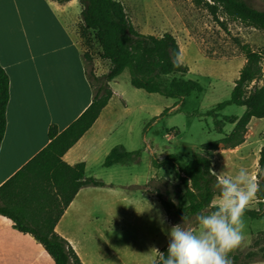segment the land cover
<instances>
[{
    "label": "rangeland",
    "instance_id": "1",
    "mask_svg": "<svg viewBox=\"0 0 264 264\" xmlns=\"http://www.w3.org/2000/svg\"><path fill=\"white\" fill-rule=\"evenodd\" d=\"M117 1L124 5L140 33H170L176 38L180 61L189 68L186 78L197 81L201 92L184 100L148 94L131 85L130 72L125 70L118 79L122 97L115 99L116 124L104 134L100 153L91 150L83 161L85 177L103 186L86 187L68 210L61 230L74 242L86 264H154L160 250L168 246V233L173 227L157 193L174 198L175 193L185 192L176 170L170 165L158 168L154 161L174 155L182 160L180 168H184L205 144L231 133L233 125H225L220 133L215 121L226 116L241 117L244 107L228 105L218 118L208 113L230 100L245 63L236 40L264 49V32L231 21L223 28L193 0ZM245 1L264 10L263 0ZM106 67L101 61L99 69ZM166 110L169 112L162 115ZM117 146L138 156L125 164L105 167L107 155ZM263 147L264 119L252 120L243 145L213 154L212 171L234 176L244 168L256 182ZM259 209L256 199L246 207L249 211ZM243 220L244 238L237 247L238 259L229 258L230 264H264V216L244 214Z\"/></svg>",
    "mask_w": 264,
    "mask_h": 264
},
{
    "label": "trees",
    "instance_id": "2",
    "mask_svg": "<svg viewBox=\"0 0 264 264\" xmlns=\"http://www.w3.org/2000/svg\"><path fill=\"white\" fill-rule=\"evenodd\" d=\"M54 1L65 3L71 0ZM79 1L83 8L79 26L84 48L82 58L93 90L92 102L64 131L59 132L51 126L49 144L0 187V216L11 220L19 232L32 235L55 264H83L70 242L56 232V227L82 188L103 184L85 177L84 163L69 165L63 157L91 129L108 105L113 96L110 82L129 70L131 85L148 94L184 100L201 92L197 81L186 78L189 68L181 63V48L172 34L140 33L124 5L117 0ZM193 3L223 28H226V22L231 21L264 32V10L254 8L245 0H193ZM236 43L245 63L234 82L230 100L218 104L208 113L218 118L228 105L244 107L241 117L226 116L215 121L220 133H223L225 125H233L231 133L220 141L205 144L184 168H180L182 160L174 155L154 161L158 168L172 166L179 183L185 188L182 195L175 193L174 198H165L162 193H157L173 226L182 224L184 219L185 222L192 221L198 213L209 209L217 194L216 175L212 171L213 154L243 145L251 121L264 119V49H254L238 40ZM96 56L109 61V70L104 75L96 74ZM9 99V77L0 64V147L6 130ZM167 112L169 110L162 115ZM137 156L138 153H130L117 146L107 155L104 166L124 164ZM256 183L259 191L255 199L260 209H245L244 212L252 218L264 216V147L259 151ZM167 248L160 252L166 254ZM236 252L237 248L229 253L228 258L238 259ZM154 264H159V255Z\"/></svg>",
    "mask_w": 264,
    "mask_h": 264
},
{
    "label": "crops",
    "instance_id": "3",
    "mask_svg": "<svg viewBox=\"0 0 264 264\" xmlns=\"http://www.w3.org/2000/svg\"><path fill=\"white\" fill-rule=\"evenodd\" d=\"M81 11L79 0H0V64L10 81L7 124L0 147V187L49 144L51 126L64 131L92 102L79 34ZM101 61L107 64L103 71L99 69ZM109 66V61L94 58L97 75L106 74ZM119 77L109 84L113 96L99 118L64 155L67 164L84 163L91 150L100 153L104 134L116 124L115 99L122 97ZM85 189L78 192L56 227L78 255L61 226ZM0 264L55 262L32 235L19 232L11 220L0 216Z\"/></svg>",
    "mask_w": 264,
    "mask_h": 264
},
{
    "label": "clouds",
    "instance_id": "4",
    "mask_svg": "<svg viewBox=\"0 0 264 264\" xmlns=\"http://www.w3.org/2000/svg\"><path fill=\"white\" fill-rule=\"evenodd\" d=\"M215 175L217 194L209 209L171 228L159 264H230L229 253L244 238L245 209L256 198L259 185L244 168L234 176L224 171Z\"/></svg>",
    "mask_w": 264,
    "mask_h": 264
}]
</instances>
